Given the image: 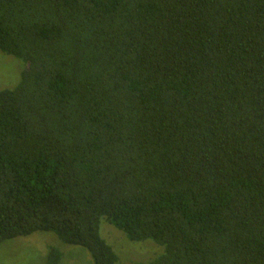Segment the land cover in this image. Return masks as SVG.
<instances>
[{"label": "trees", "instance_id": "16d2710c", "mask_svg": "<svg viewBox=\"0 0 264 264\" xmlns=\"http://www.w3.org/2000/svg\"><path fill=\"white\" fill-rule=\"evenodd\" d=\"M0 51V246L264 264V0H0Z\"/></svg>", "mask_w": 264, "mask_h": 264}, {"label": "rangeland", "instance_id": "374dc122", "mask_svg": "<svg viewBox=\"0 0 264 264\" xmlns=\"http://www.w3.org/2000/svg\"><path fill=\"white\" fill-rule=\"evenodd\" d=\"M22 67L20 61L0 51V91L13 89L18 85L21 78L19 69ZM101 234L120 256L122 264L145 263L157 253L152 241L143 244L132 243L123 232L106 222L101 226ZM52 247L63 253L61 264H94L88 251L78 246L65 245L50 233H39L4 242L0 246V264H46Z\"/></svg>", "mask_w": 264, "mask_h": 264}]
</instances>
